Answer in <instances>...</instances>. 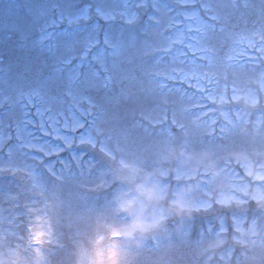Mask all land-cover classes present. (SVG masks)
Segmentation results:
<instances>
[{
    "label": "rangeland",
    "instance_id": "1",
    "mask_svg": "<svg viewBox=\"0 0 264 264\" xmlns=\"http://www.w3.org/2000/svg\"><path fill=\"white\" fill-rule=\"evenodd\" d=\"M134 185L139 264H264V0H0V259L71 264Z\"/></svg>",
    "mask_w": 264,
    "mask_h": 264
},
{
    "label": "clouds",
    "instance_id": "2",
    "mask_svg": "<svg viewBox=\"0 0 264 264\" xmlns=\"http://www.w3.org/2000/svg\"><path fill=\"white\" fill-rule=\"evenodd\" d=\"M181 194L192 199L201 190L192 182L181 189ZM162 198L169 207L179 210L177 193L170 192ZM156 199L151 188L135 185L115 193L109 209L85 219L74 242L76 254L71 264H139L135 249L158 234L157 220L151 218ZM98 251L103 253L102 262L97 261ZM0 264H44V261L35 248L22 246L15 257L0 259Z\"/></svg>",
    "mask_w": 264,
    "mask_h": 264
},
{
    "label": "snow or ice",
    "instance_id": "3",
    "mask_svg": "<svg viewBox=\"0 0 264 264\" xmlns=\"http://www.w3.org/2000/svg\"><path fill=\"white\" fill-rule=\"evenodd\" d=\"M116 234H117V233L113 232V235H116ZM37 238H38V237H37ZM103 259H104V257H103V253L100 252V251H98V252H97V261H98V262H102Z\"/></svg>",
    "mask_w": 264,
    "mask_h": 264
}]
</instances>
